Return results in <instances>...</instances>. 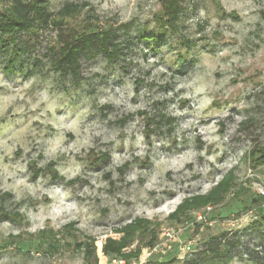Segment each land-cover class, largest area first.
I'll return each mask as SVG.
<instances>
[{"label":"rangeland","instance_id":"1","mask_svg":"<svg viewBox=\"0 0 264 264\" xmlns=\"http://www.w3.org/2000/svg\"><path fill=\"white\" fill-rule=\"evenodd\" d=\"M164 1L48 0L54 14L82 4L69 19L78 28L119 29L121 56L83 57L77 80L50 66L56 27L0 44V190L12 194L0 207L13 215L0 218V264H82L84 234L95 238L89 264H264V220L249 203L264 194V160L250 156L264 147V0H181L172 25L156 21ZM230 172L239 196L191 211L192 221L168 219ZM138 217L160 224L156 244L105 254ZM174 225L193 251L177 240L145 256Z\"/></svg>","mask_w":264,"mask_h":264},{"label":"trees","instance_id":"2","mask_svg":"<svg viewBox=\"0 0 264 264\" xmlns=\"http://www.w3.org/2000/svg\"><path fill=\"white\" fill-rule=\"evenodd\" d=\"M181 0H165L163 12L156 14V21L170 25L178 18L180 13ZM82 4L66 3L55 14L49 8L48 0H0V44L16 47L19 36L24 32H37L41 28L56 27V43L50 48V66L62 76H70L77 80L81 74V59L93 57L97 54L104 55L108 60H115L123 53V42L118 39L117 28L112 25L88 23L78 28L71 25L69 19L81 13ZM167 16L168 20L165 21ZM119 28V27H118ZM13 60L11 65L13 66ZM257 154H260L257 157ZM264 147H256L251 152L254 162L259 158L264 160ZM95 156V155H93ZM93 159V157H92ZM53 162L48 168L53 177H59L58 170L54 168ZM44 169L34 167V175L37 176ZM73 182V181H71ZM240 188V189H239ZM243 190L242 184L237 181L236 176L230 172L218 182L208 193L198 194L185 198L178 207L169 214L168 219L177 222H188L194 220L191 211L201 210L205 207L216 206L223 203L231 194L235 196ZM10 192H2L0 197H11ZM237 196V195H236ZM249 203L258 206L262 220H264V194H251ZM0 218H13L10 212L0 207ZM72 225V224H71ZM159 226L147 218L138 217L133 222L122 226L119 230L123 232L120 239L107 238L103 245V252L107 255L122 256L130 258L138 256L141 245H155L159 237ZM48 231H39L37 237L32 240L40 245ZM84 239L75 243V248L83 252V263L97 262L95 238L84 234ZM136 239H139L138 246L124 252L123 249L131 246ZM33 241H31L32 243ZM214 252L215 250L211 248ZM205 253V252H203ZM217 254V252H216ZM206 255V254H205ZM205 262V258H204ZM192 259L185 264H197ZM153 264H177L175 258L157 260Z\"/></svg>","mask_w":264,"mask_h":264},{"label":"built area","instance_id":"3","mask_svg":"<svg viewBox=\"0 0 264 264\" xmlns=\"http://www.w3.org/2000/svg\"><path fill=\"white\" fill-rule=\"evenodd\" d=\"M203 215L200 213L197 216L198 220L203 219ZM185 227L183 225H174L168 227L164 234H163V241L156 245L153 248H148L147 251L145 252V256H150L153 253L159 252V251H165L164 248L169 245V243L178 241V249L182 251V253H188L193 251V241L188 240V241H183L180 240L181 234L183 233Z\"/></svg>","mask_w":264,"mask_h":264}]
</instances>
